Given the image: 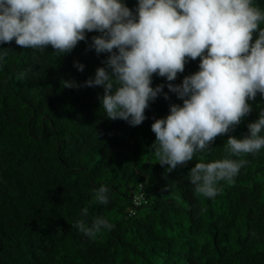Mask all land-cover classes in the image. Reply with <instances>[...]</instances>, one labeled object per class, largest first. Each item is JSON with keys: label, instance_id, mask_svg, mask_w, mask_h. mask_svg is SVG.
Returning a JSON list of instances; mask_svg holds the SVG:
<instances>
[{"label": "trees", "instance_id": "16d2710c", "mask_svg": "<svg viewBox=\"0 0 264 264\" xmlns=\"http://www.w3.org/2000/svg\"><path fill=\"white\" fill-rule=\"evenodd\" d=\"M127 3L134 9L137 0ZM255 6L264 9V0ZM99 34L88 33L87 42L63 56L51 45L0 44L6 53L0 62V264H264V149L232 157L248 163L219 182L214 198L187 180L196 163L228 155V137L247 134L264 111V96L249 101L253 111L235 132L218 136L212 151L166 173L168 165L151 148V125L183 101L154 74L153 87L165 84L170 100L151 103L139 126L106 118L103 87L83 86L107 59L89 50ZM199 62L190 60L173 83L197 72ZM102 184L112 189L108 205L94 200ZM140 185L147 202L131 215L132 189ZM97 216L114 227L92 238L75 227Z\"/></svg>", "mask_w": 264, "mask_h": 264}, {"label": "clouds", "instance_id": "9594fccd", "mask_svg": "<svg viewBox=\"0 0 264 264\" xmlns=\"http://www.w3.org/2000/svg\"><path fill=\"white\" fill-rule=\"evenodd\" d=\"M264 9L255 0H0V44L15 40L25 49L71 53L88 33L98 32L89 44L97 55L108 54L84 87H103L99 97L106 118L141 125L146 109L174 93L183 103H171L169 114L151 125L156 139L151 145L166 173L186 166L197 152H210L218 136L235 132L253 111L249 101L264 96ZM255 36V40H254ZM254 40V42H253ZM5 49H0V62ZM200 58L199 70L173 83L190 60ZM74 67L83 72L79 61ZM167 80L153 87V77ZM65 87H79L64 81ZM242 138L230 135L224 145L228 155L198 162L187 180L208 198L218 195L219 182L231 180L248 163L233 159L264 149V111L248 123ZM112 189L100 185L94 200L111 202ZM88 215V209L82 210ZM75 227L92 238L114 225L104 216Z\"/></svg>", "mask_w": 264, "mask_h": 264}, {"label": "built area", "instance_id": "2783aa9c", "mask_svg": "<svg viewBox=\"0 0 264 264\" xmlns=\"http://www.w3.org/2000/svg\"><path fill=\"white\" fill-rule=\"evenodd\" d=\"M132 199L134 209L131 210V215L135 213L137 208L143 206L147 202L146 193L142 185H140L139 188L133 190Z\"/></svg>", "mask_w": 264, "mask_h": 264}, {"label": "water", "instance_id": "95a60500", "mask_svg": "<svg viewBox=\"0 0 264 264\" xmlns=\"http://www.w3.org/2000/svg\"><path fill=\"white\" fill-rule=\"evenodd\" d=\"M132 190H134V188ZM131 196H132V194H131Z\"/></svg>", "mask_w": 264, "mask_h": 264}]
</instances>
